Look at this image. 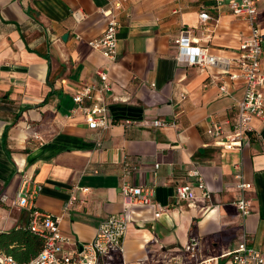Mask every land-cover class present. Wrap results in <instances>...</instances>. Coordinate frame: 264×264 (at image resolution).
<instances>
[{"label": "crops", "instance_id": "0c3cea01", "mask_svg": "<svg viewBox=\"0 0 264 264\" xmlns=\"http://www.w3.org/2000/svg\"><path fill=\"white\" fill-rule=\"evenodd\" d=\"M111 1L0 0V232L28 224V211L13 202L31 179L42 186L35 205L59 217L75 242L93 240L107 216L125 212L124 252L102 264H198L210 257L229 264L243 234L264 249V119L253 120L257 137L241 149L226 150L207 131L234 113L245 92L244 80L229 78L250 35L230 9L233 0H129L118 12L115 60L88 44L106 30L99 8ZM202 9L217 21L211 29L200 27ZM75 11L84 18L77 21ZM258 21L264 33V0ZM183 26L219 58L215 66L177 59L173 41ZM98 69L113 87L105 95L113 122L106 130L90 128L80 112L70 115L73 95L99 80ZM128 119L175 125H123ZM195 166L212 197L196 190V198L179 201L176 188L193 180L188 170ZM241 181L251 188L242 191ZM125 183L152 187L154 203L128 204ZM75 187L89 191L76 189L78 200L65 210ZM242 194L252 200L246 217L236 204ZM192 237L199 240L194 253L185 248Z\"/></svg>", "mask_w": 264, "mask_h": 264}, {"label": "built area", "instance_id": "2783aa9c", "mask_svg": "<svg viewBox=\"0 0 264 264\" xmlns=\"http://www.w3.org/2000/svg\"><path fill=\"white\" fill-rule=\"evenodd\" d=\"M262 1L233 0L230 3L232 13L248 25L250 35L241 41L238 56L229 64L233 68L229 73L230 80L245 81L244 96L237 103L236 110L231 116L221 122H211L207 129L208 133L226 150L241 149L257 137L253 120L264 119V71L262 69L264 33L258 21L259 5ZM128 3L129 0H112L107 6L99 8L100 12L108 17V25L102 36L88 41L90 47L110 60H115L118 54L120 26L118 12ZM73 16L77 21L84 18L79 11L73 12ZM199 21L203 30L211 29L210 22H217L204 9L199 13ZM80 38L81 36L78 35L77 39ZM173 42L179 48L180 53L177 59L180 62L197 65L202 69H208L218 63L219 58L210 52L209 47L199 44V39L194 37L192 28L183 26ZM96 74L99 80L80 86L73 95L75 106L70 115L80 112L90 128L106 130L112 126L113 122L108 118L105 95L111 92L113 87L106 70L98 69ZM220 89L222 92H227V83L223 82ZM182 97L184 98L185 95L182 94ZM123 125L159 128L175 125V123L161 119H128L123 122ZM188 176L193 180L177 186V200L185 201L196 198V190L202 192L203 198L211 199L212 192L207 187L200 168L195 166L188 170ZM236 177L242 179L241 174ZM237 186L245 191L251 188V183L241 181ZM76 189L82 192L89 191L88 187H75L65 205V210H68L69 206L78 200L74 192ZM41 190L40 184L31 179H25L13 204L28 211V227L44 238V248L37 256L24 263L10 256L0 255L2 264H102L114 260L117 255L124 252V240L128 230L125 212L107 216L99 225L93 240L78 243L71 236L63 233L59 217H54L35 205V200ZM121 193L131 205L154 203L155 192L150 186L125 183L121 187ZM1 199L5 201L7 196L3 195ZM236 204L242 217L249 215L251 199L242 194ZM68 245L72 248H67ZM198 247L199 240L192 237L185 248L194 253ZM227 257L229 264H264V249L251 246L247 234H243L242 240L227 254ZM219 259V257L205 258L201 259L198 264H218Z\"/></svg>", "mask_w": 264, "mask_h": 264}, {"label": "trees", "instance_id": "16d2710c", "mask_svg": "<svg viewBox=\"0 0 264 264\" xmlns=\"http://www.w3.org/2000/svg\"><path fill=\"white\" fill-rule=\"evenodd\" d=\"M44 246V238L33 232L28 224L0 232V255L13 257L20 263L30 261Z\"/></svg>", "mask_w": 264, "mask_h": 264}, {"label": "water", "instance_id": "95a60500", "mask_svg": "<svg viewBox=\"0 0 264 264\" xmlns=\"http://www.w3.org/2000/svg\"><path fill=\"white\" fill-rule=\"evenodd\" d=\"M67 38V34L64 36V39H66ZM0 264H2V262L0 261Z\"/></svg>", "mask_w": 264, "mask_h": 264}]
</instances>
